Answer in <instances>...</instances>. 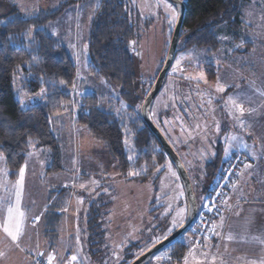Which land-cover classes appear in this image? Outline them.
Here are the masks:
<instances>
[{"label": "rangeland", "instance_id": "1", "mask_svg": "<svg viewBox=\"0 0 264 264\" xmlns=\"http://www.w3.org/2000/svg\"><path fill=\"white\" fill-rule=\"evenodd\" d=\"M38 1L42 2V0H0V13L9 10L11 6L9 3H12L17 5L22 13L27 14L36 11L39 6ZM124 1L136 27L137 38L133 42V48L137 56L139 80L144 83L146 92L154 86L166 61L178 16L174 24H170L169 20L173 14L172 8L176 13L178 9L169 0ZM56 2L48 0L47 6L54 8L59 4ZM82 2L85 3L84 13L80 1L76 6L82 56L81 65L78 64L79 78L75 92L94 91L99 96L102 108L118 113L123 111V116L128 121H133V115L126 112L127 104L122 100L117 88L110 87L105 81H97L89 74L88 42L91 23L102 0H82ZM168 4H171L172 8H168ZM73 9L74 7L69 8L71 12ZM82 14L83 21H81ZM242 17L246 26L241 29V42L232 38L229 31L224 28L222 30L224 46L216 52H210L207 48L193 47L177 50L164 85L151 108V117L156 125L161 126L160 117L163 114L167 115L162 132L179 152L187 171L189 170L194 191L199 198L201 194L199 184H206V179L202 180L204 175L199 169L201 163L216 154V147L221 142L227 140L229 143L232 142L227 150L240 148L235 140L230 139L236 137L242 128L240 121L236 119L237 112L228 103L230 96L239 97L237 102H241L237 91L231 90L232 85L239 84L236 81L244 78H249L244 79L249 87L255 85L259 78L264 85V81L261 80L264 79V0L245 2L242 6ZM58 21V24L51 23L47 28L70 49L74 15L65 16ZM246 38L259 42L256 50L248 55L241 52L245 47ZM180 41L179 48L183 44V40ZM177 60H180L179 66ZM207 63H214L218 67L216 80L207 77L205 73ZM174 68L183 71H173ZM201 73L206 82L189 79ZM218 84L223 85L226 90L217 91ZM14 86L20 97L21 84L14 79ZM236 89L240 91L238 87ZM143 103L141 98L136 104L137 112L141 113ZM58 131L61 134L60 148L64 172L57 175L47 172L50 159L47 155L48 150L42 148L29 152L22 167L25 169V174L20 207L25 213L24 228L34 235L37 234V243L42 241L43 250L49 255L52 254L51 248L62 251L68 246L72 254L77 256V260L72 264H130L158 243L157 240L161 241L165 235H169L167 230L172 226L173 221L180 223L177 213L183 210L182 224L186 221L187 198L180 175L171 161L158 168L147 181L125 178L119 172L107 147L91 137L84 127L76 128L69 124V128L64 129L63 133L61 127ZM74 145L79 147L78 169L76 168L75 171L74 185L70 188L74 172ZM127 147L131 151L134 150L131 142H127ZM173 171L176 173L175 176L172 175ZM19 178L11 179L8 175L6 158L0 154V199H7L15 204ZM63 183L69 187L65 190L66 195L60 193L62 190L60 185ZM70 189L74 192L68 202ZM95 200L103 204L96 207L100 212L99 215L101 214L99 222L104 232L103 246L92 245V241H89L93 232L87 229V218H89L87 203ZM6 216V209L0 205V222H3ZM36 217H39L38 221L35 220ZM29 220L31 225L28 224ZM2 233L3 230L0 229V253H3L0 255V264H29L27 256L24 257L11 242L6 241L3 236L5 234ZM27 236L31 237L30 234ZM199 240L201 239L196 236L184 233L180 241L188 245V252L191 250L193 253L201 245ZM20 242L22 244V239ZM21 244H19L20 248ZM171 251L170 248L163 249L145 264L170 262ZM207 254L205 258L204 255L195 256L188 253L187 264H197L198 261L212 264L213 256L220 258L212 252ZM157 256L161 259H156ZM181 264H185V261ZM215 264L224 263L216 259Z\"/></svg>", "mask_w": 264, "mask_h": 264}, {"label": "trees", "instance_id": "2", "mask_svg": "<svg viewBox=\"0 0 264 264\" xmlns=\"http://www.w3.org/2000/svg\"><path fill=\"white\" fill-rule=\"evenodd\" d=\"M76 1L64 0L56 8H40L27 14L22 13L17 5L9 3V10L0 13V154L6 158L12 180L18 177L29 152L40 148L48 150L50 163L47 172L62 173L64 167L58 128L61 127L63 133L72 124L76 128L84 127L91 137L107 147L125 178L147 181L158 168L171 160L143 120L142 110L141 113L136 110V104L141 98L143 101L146 99L153 86L145 92V85L139 80L137 56L133 48L137 38L136 27L127 4L124 0H102L98 6L89 35L88 70L97 81H105L110 87L117 88L127 104L126 112L133 115V121H128L123 111L118 113L102 108L99 96L94 91L75 92L79 77L74 53L49 31L47 25L57 22ZM247 1L184 0L187 9L179 39V44L180 40H183V44L180 48L178 44V50L193 47L216 52L224 46V28L232 38L241 42V29L246 26L242 6ZM258 44L246 38L241 52L248 55ZM205 67L207 77L216 80L218 67L214 63H207ZM14 79L21 84L20 97ZM41 89L45 90L43 95H40ZM166 117L163 114L159 119L162 125L157 124L161 131L166 125ZM127 142H131L133 151L128 149ZM224 148V142L219 143L216 154L202 162L199 168L206 184H199L200 198L195 192L198 216L185 233L200 238V246L208 240L217 239L212 230L204 238L198 233V220L205 211L216 177L230 155L244 153L233 152L225 159ZM131 172L141 173L131 176ZM233 183L226 189L220 209L212 216V224L219 220ZM68 188L61 187L60 193L65 194ZM99 202L95 200L87 203V229L93 232L89 240L91 244L103 246L104 232L99 222L101 214L96 210L98 205L103 204ZM182 236L164 248L172 250V260L165 264H181L187 257L188 245L180 241ZM31 261L33 264L32 258Z\"/></svg>", "mask_w": 264, "mask_h": 264}, {"label": "crops", "instance_id": "3", "mask_svg": "<svg viewBox=\"0 0 264 264\" xmlns=\"http://www.w3.org/2000/svg\"><path fill=\"white\" fill-rule=\"evenodd\" d=\"M47 1L48 0H42V2L38 1L39 6H37V10L40 8L52 9L53 7L47 6L49 3H47ZM53 1H57L56 4L59 3L58 5H60L64 0ZM79 1L81 2V9L84 13L85 3L83 4L82 0H78L76 4L69 7H74L72 12L68 8L60 18L74 15V21L73 24H71L73 29V40L70 50L73 51L77 64L80 63L81 65L82 47H80V28H77L78 16L76 17V6L77 4L79 5ZM58 5H54V8ZM81 21H83V14ZM58 22L59 21L55 22V24H58ZM253 50H256V46ZM244 79L236 81L239 84H233L231 90L237 91V94H239L241 98L240 103H243L246 109H253V111H246L239 119V124L241 122L244 124L239 132L240 134L238 133L236 136L237 139L235 140L240 148L227 150L228 155L226 156L224 154V157L227 159L231 153L241 151L246 153L249 158L248 161L241 166L239 174L225 202L222 214L216 222V233L218 234L214 235H216L217 239L208 240L204 245L193 251L195 256H201L204 253L212 252L214 255L216 254L220 257H217V261L224 264H264V95H261V93H264V85L260 82L259 78L255 85L249 87L245 84ZM261 80L264 81L262 78ZM242 85L246 87V89L242 90ZM236 87H238L240 91L236 89ZM237 114L239 115V113ZM231 123L233 126L232 121ZM231 143H229L228 140L224 141L225 151L229 149L228 146L231 145ZM244 145H247V147H244ZM78 149V145H74L72 185H74L75 182L76 168L78 169ZM31 152H33V150ZM63 186H65L64 183L60 185V188ZM70 188H72V186ZM28 192L29 191H26V193ZM73 192V189H70L68 202H70ZM221 217H223V219H221ZM30 221L31 220H29L28 224L31 225ZM24 230L23 235L20 237V241L22 239V244L20 241L13 242L4 232L2 234H5L3 235L5 240L9 243L11 242L24 257L27 256L26 258H28L29 264H32L31 258L37 255V253H44L47 259L49 256H55L54 260L56 261L61 259L65 250L71 252L68 246L64 247L62 251L51 248L50 253L52 254L49 255L48 252L43 250L44 244L41 243L42 241L37 243V234L34 235L26 231L25 228ZM29 234L31 237L27 236ZM229 235H231L233 239L229 240ZM25 242L27 244H25ZM44 242L47 243L46 241ZM67 243L68 242H66V244ZM17 244H21V248L17 246ZM65 263L69 264V261Z\"/></svg>", "mask_w": 264, "mask_h": 264}, {"label": "water", "instance_id": "4", "mask_svg": "<svg viewBox=\"0 0 264 264\" xmlns=\"http://www.w3.org/2000/svg\"><path fill=\"white\" fill-rule=\"evenodd\" d=\"M169 1L177 7L178 19L173 32L166 61L157 77V80L152 90L150 91V93L148 94L142 105V118L145 121L146 125L151 130V132L157 137L163 150L167 153V155L169 156L170 160L172 161V163L174 164L176 170L180 175L188 203V217L186 221L182 224V226L178 227L174 232H172L170 235L167 236V239H162L158 243L154 244L152 247H150L148 250L142 253L138 258H136L130 264H145L149 262L158 252L166 248L169 244H171L172 242L177 240L181 235L187 232L195 223L198 216V201L196 198V194L189 173L180 155L177 153V151L174 149V147L171 145V143L168 141L166 136L155 124V122L152 120L151 117V108L153 102L157 97V95L160 93L164 85L167 74L173 64L175 55L177 53L180 34L187 9L184 0H169Z\"/></svg>", "mask_w": 264, "mask_h": 264}, {"label": "snow or ice", "instance_id": "5", "mask_svg": "<svg viewBox=\"0 0 264 264\" xmlns=\"http://www.w3.org/2000/svg\"><path fill=\"white\" fill-rule=\"evenodd\" d=\"M168 8H172L171 4L167 5ZM172 17L169 20L170 24H174L176 21V18L178 16V13H176V10L174 8H172ZM183 59V57H181V60ZM180 64V60H177V65L179 66ZM183 71V69H178V68H174L173 71ZM189 79H196V80H203L206 82L204 75L201 73L199 76L196 77H189ZM217 91L223 92L225 91V87L223 85H217ZM44 89H41V93L40 95L44 94ZM261 95H264V93H261ZM239 97L233 98V97H229L228 98V103L229 105L235 109V111L237 113H239V115L236 117V119H240L244 113L246 111L251 112L253 111V109H246L244 107L243 103H238ZM23 102V101H22ZM210 102V101H209ZM243 122H241V127H243ZM231 140H236L237 138L235 136L230 137ZM244 147H247V145H244ZM225 155H228V151L226 149L225 151ZM129 159H132L131 157H129ZM169 169L171 170V165L169 164ZM247 167V166H246ZM24 174H25V169L21 168L20 173H19V181L17 182V191L15 193L16 196V201L15 204L13 205L10 201H8L7 199H0V205H3V207L6 209V219L3 222H0V229L3 230V232L11 238V240L13 242H18L20 240V237L23 235L24 233V220H25V213L24 211L21 209L20 207V203H21V196H22V190H23V183H24ZM130 175H138V173L136 172H131L129 173ZM172 175L175 176L176 173L173 171ZM81 187H84V185H81ZM217 195H219V193H217ZM214 203V202H213ZM210 211L212 210L211 208L209 209ZM177 215L180 217V223H177L175 220L173 221L172 226L167 230L168 234L170 235L171 232L177 228L182 226V222H183V210L179 213H177ZM221 219H223V217H221ZM36 221L39 220V217L35 218ZM216 227L217 225L215 223L212 224V232L213 234H218L216 233ZM164 239H167V235H165ZM228 239L231 240L233 239V237L231 235L228 236ZM157 242H159V240H157ZM17 246H19L17 244ZM192 251L190 250L189 255H192ZM0 255H3V253H0ZM41 256L44 255V253H40ZM205 256V258H207L208 254L204 253L203 254ZM55 259V256H49L48 257V264H52V261ZM156 259H161L160 256H157ZM185 259V264H187V257L184 258ZM212 264H215V261L217 259V257L213 256L212 258ZM77 260V256L73 255L71 256V260L69 261V264H72V262ZM197 264H203V261H198Z\"/></svg>", "mask_w": 264, "mask_h": 264}, {"label": "built area", "instance_id": "6", "mask_svg": "<svg viewBox=\"0 0 264 264\" xmlns=\"http://www.w3.org/2000/svg\"><path fill=\"white\" fill-rule=\"evenodd\" d=\"M247 155L244 153H236L230 155L225 167L218 174L213 185V190L210 193L205 211L199 217V236L207 237L212 228V216L220 209V205L225 196L226 189L231 186L233 179L237 176L241 166L247 161ZM219 193V195H217ZM214 202V203H213ZM212 209L211 211L209 209ZM72 253L65 250L61 259L53 260L52 264H66V261L71 260ZM33 264H48V259L40 253L32 257Z\"/></svg>", "mask_w": 264, "mask_h": 264}]
</instances>
